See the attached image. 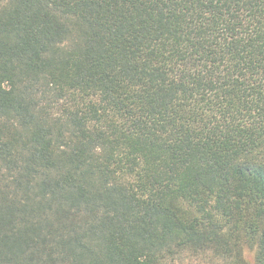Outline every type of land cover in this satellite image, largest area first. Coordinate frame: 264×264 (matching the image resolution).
<instances>
[{"label":"trees","instance_id":"trees-1","mask_svg":"<svg viewBox=\"0 0 264 264\" xmlns=\"http://www.w3.org/2000/svg\"><path fill=\"white\" fill-rule=\"evenodd\" d=\"M264 264V0H0V264Z\"/></svg>","mask_w":264,"mask_h":264},{"label":"rangeland","instance_id":"rangeland-1","mask_svg":"<svg viewBox=\"0 0 264 264\" xmlns=\"http://www.w3.org/2000/svg\"><path fill=\"white\" fill-rule=\"evenodd\" d=\"M245 258L249 264L255 263V251L247 248ZM227 262L214 257L212 254H194L191 252L184 253L181 256L170 259L164 264H226Z\"/></svg>","mask_w":264,"mask_h":264}]
</instances>
